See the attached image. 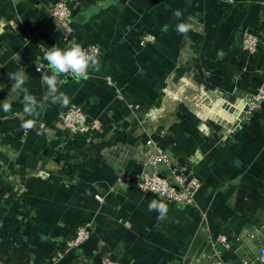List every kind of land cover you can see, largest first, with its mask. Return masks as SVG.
Segmentation results:
<instances>
[{"label": "crops", "instance_id": "obj_1", "mask_svg": "<svg viewBox=\"0 0 264 264\" xmlns=\"http://www.w3.org/2000/svg\"><path fill=\"white\" fill-rule=\"evenodd\" d=\"M56 1L0 0V101L13 100L9 113L0 106V264H102L105 255L118 264H208L218 234L228 238L219 248L229 264H259L264 104L247 114L243 102L264 80V42L250 54L242 36L251 27L264 41V0H66L74 11L68 29L51 15ZM175 9L196 16L197 29L178 34ZM147 32L157 40L140 46ZM73 40L103 46L97 73L110 75L121 91L101 79L69 77L61 90L94 122L77 135L63 129L58 115L65 106L44 98L36 70L43 48ZM20 68L25 87L47 105L38 118L44 134L20 128L23 93L10 92L8 79ZM148 138L176 167L190 163L201 183L196 207H175L117 182L148 171ZM162 172L174 178L167 165ZM153 199L181 218L162 227L158 213L148 211ZM87 221L94 226L89 238L73 245Z\"/></svg>", "mask_w": 264, "mask_h": 264}, {"label": "built area", "instance_id": "obj_2", "mask_svg": "<svg viewBox=\"0 0 264 264\" xmlns=\"http://www.w3.org/2000/svg\"><path fill=\"white\" fill-rule=\"evenodd\" d=\"M226 4H237L240 2L252 3L256 0H223ZM51 15L55 18L61 28L68 29L73 17V8L66 0H57L51 5ZM157 40L156 33L147 32L140 38V46H145L150 42ZM262 42V37L259 33L254 31L251 27L247 28L242 36V49L250 54H256ZM96 46L99 48L100 57L103 53V46L97 42H91L84 46L89 48ZM50 47V46H48ZM46 47V48H48ZM52 47V46H51ZM43 48V49H46ZM44 51V50H43ZM46 65L47 61L41 62ZM37 70V67H36ZM39 72V71H38ZM89 77L101 79L109 86H112L118 95L121 94L120 88L116 86L113 78L110 75H101L97 72H90ZM244 107L247 114L254 112L261 108L264 104V80L258 90L252 93L244 102ZM59 120L62 123L63 129L72 134H85L90 132L94 126V122L90 119L88 112L83 104L78 102H70L59 112ZM146 165L148 171L129 172L117 177L119 184H127L137 188L143 192H152L161 196L164 200L176 207L195 206L196 193L201 185L198 176L195 174L190 163L184 162L179 167L170 162V158L166 149L161 146L153 138H148L146 141ZM167 165L174 178H170L162 172V166ZM96 199L100 202L104 201L101 194H96ZM196 207V206H195ZM93 223L85 222L78 226L76 237L72 244L80 246L90 236L93 228ZM221 245H228V238L224 234H218L211 239L212 252L206 255L208 264H229L223 257ZM0 245V262L2 260V250ZM259 264H264V248L261 249L257 257ZM243 264H255L254 261L243 260ZM102 264H118L117 260L111 256L105 255L102 258Z\"/></svg>", "mask_w": 264, "mask_h": 264}, {"label": "clouds", "instance_id": "obj_3", "mask_svg": "<svg viewBox=\"0 0 264 264\" xmlns=\"http://www.w3.org/2000/svg\"><path fill=\"white\" fill-rule=\"evenodd\" d=\"M172 15L177 21L175 30L178 34L187 35L197 29L199 20L196 16L185 17L182 9H175ZM168 27L164 25L162 30L167 31ZM43 59L47 61V64H37L36 67L37 71L41 72L42 84L46 86L44 98L56 105L67 106L70 102V97L61 90L69 77L80 82L87 80L90 72H99L101 69L99 48L96 46L85 48L75 40L64 48L54 45L44 49ZM45 68L47 71H44ZM8 79L13 81L10 92L23 93L20 100L23 106L22 111L16 113L20 120V128L25 133L36 130L38 135L44 134L46 128L42 123L38 126V118L41 112L46 110L47 105L25 87L28 75L23 68H20L16 72L8 73ZM12 103L13 100L9 95L5 100L0 101L4 113L12 111ZM168 210V205L163 200L153 199L148 203V211L157 212L158 220L166 219Z\"/></svg>", "mask_w": 264, "mask_h": 264}, {"label": "trees", "instance_id": "obj_4", "mask_svg": "<svg viewBox=\"0 0 264 264\" xmlns=\"http://www.w3.org/2000/svg\"><path fill=\"white\" fill-rule=\"evenodd\" d=\"M181 216L182 215L176 209L170 207L166 219L161 220L162 227H165V229L170 228L173 225V220L181 218Z\"/></svg>", "mask_w": 264, "mask_h": 264}]
</instances>
